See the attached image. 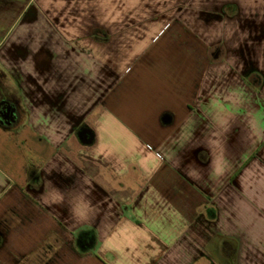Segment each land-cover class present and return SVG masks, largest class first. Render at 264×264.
<instances>
[{"label":"crops","instance_id":"obj_1","mask_svg":"<svg viewBox=\"0 0 264 264\" xmlns=\"http://www.w3.org/2000/svg\"><path fill=\"white\" fill-rule=\"evenodd\" d=\"M0 264H264V0H0Z\"/></svg>","mask_w":264,"mask_h":264},{"label":"water","instance_id":"obj_2","mask_svg":"<svg viewBox=\"0 0 264 264\" xmlns=\"http://www.w3.org/2000/svg\"><path fill=\"white\" fill-rule=\"evenodd\" d=\"M15 112L16 110L13 106L8 107L4 115L5 119L8 120L9 122L15 120Z\"/></svg>","mask_w":264,"mask_h":264},{"label":"flooded vegetation","instance_id":"obj_3","mask_svg":"<svg viewBox=\"0 0 264 264\" xmlns=\"http://www.w3.org/2000/svg\"><path fill=\"white\" fill-rule=\"evenodd\" d=\"M10 106H13L15 108V106L13 104L9 103V104L3 105L2 109L0 110V116H1L0 120H2V122L6 123V124L11 122V121L9 122L8 120H6L5 116H4L6 111H7V108Z\"/></svg>","mask_w":264,"mask_h":264},{"label":"rangeland","instance_id":"obj_4","mask_svg":"<svg viewBox=\"0 0 264 264\" xmlns=\"http://www.w3.org/2000/svg\"><path fill=\"white\" fill-rule=\"evenodd\" d=\"M5 105V104H4ZM2 108L0 107V110H1ZM0 119H1V116H0ZM0 121H2V120H0ZM4 123V122H3Z\"/></svg>","mask_w":264,"mask_h":264}]
</instances>
